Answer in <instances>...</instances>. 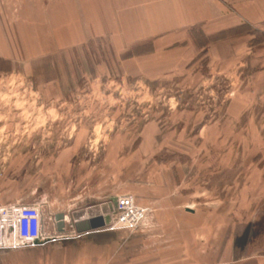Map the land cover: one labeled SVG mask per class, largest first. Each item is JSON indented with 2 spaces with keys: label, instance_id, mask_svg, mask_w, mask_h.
<instances>
[{
  "label": "rangeland",
  "instance_id": "rangeland-1",
  "mask_svg": "<svg viewBox=\"0 0 264 264\" xmlns=\"http://www.w3.org/2000/svg\"><path fill=\"white\" fill-rule=\"evenodd\" d=\"M82 50L71 59L75 67L65 57L45 59L35 72L0 68V188L30 198L40 179L45 197L38 204L68 218L89 208L101 212L100 205L105 212L124 194L150 208L149 219L156 210L161 216L164 196L182 199L172 202L174 217H159L162 227L147 222L137 231H104L127 239L146 230L150 240L137 243V253L156 247L165 255L160 264H199L191 250L176 248V236L193 228L181 225L176 213L183 206L213 217L223 237L224 216L245 229L264 200V77L256 84L251 73H215L204 56L188 67L174 58L164 66L155 58L122 65L107 37ZM159 239L168 242L163 250ZM215 253L224 264L220 249ZM73 256L49 249L39 259L70 264ZM20 258L26 257L1 256L0 264L33 261Z\"/></svg>",
  "mask_w": 264,
  "mask_h": 264
},
{
  "label": "crops",
  "instance_id": "crops-1",
  "mask_svg": "<svg viewBox=\"0 0 264 264\" xmlns=\"http://www.w3.org/2000/svg\"><path fill=\"white\" fill-rule=\"evenodd\" d=\"M102 37L108 38L113 55L122 65L155 58L164 66L174 58L176 66L188 67L204 56L215 73L230 78L251 73L247 78L256 84L264 77V0H0V68L33 67L35 72L39 65L45 66V59L66 61L65 57L67 65L75 67V53ZM162 183L167 185L168 181ZM41 184L38 179L32 185L30 198L10 195L0 188V208L38 204L45 197L41 196ZM260 187L264 193V180ZM69 197L73 199V195ZM163 198L158 209L174 217L172 202L184 200ZM151 201L154 199L149 198L147 205H153ZM39 206L44 221L37 244L19 249L1 247L0 257L31 256V264H40L39 258L47 250L58 249L67 258L74 255L70 264H160V257L165 256L156 247L137 253V243L150 240L146 230L122 239L96 229L79 237L73 232L68 234L72 237L69 240L52 242L61 236L55 222L46 218L56 214ZM183 207L184 213H176L181 225L193 228H186V235L182 233L178 239L176 236L177 250H191L199 264H218L216 249H220L224 264H264V200L245 229L233 228V219L224 216L223 237L217 236L215 223L210 224L213 217L192 206ZM156 211L147 221L148 228L162 227L159 217L163 215L158 217ZM6 236L12 237L13 231L8 229ZM159 241L163 243L159 250L166 248L167 240ZM183 256L176 257V263Z\"/></svg>",
  "mask_w": 264,
  "mask_h": 264
},
{
  "label": "built area",
  "instance_id": "built-area-1",
  "mask_svg": "<svg viewBox=\"0 0 264 264\" xmlns=\"http://www.w3.org/2000/svg\"><path fill=\"white\" fill-rule=\"evenodd\" d=\"M100 207L105 225L97 230L137 231L147 223L151 213L150 208L138 205L132 194L117 196L105 212L103 205ZM42 222L43 214L39 204H19L0 208V248L19 249L25 244L36 245L41 237ZM8 229L13 231L12 237L6 236ZM80 235L76 234L77 237ZM60 238L63 236L51 241L55 242Z\"/></svg>",
  "mask_w": 264,
  "mask_h": 264
},
{
  "label": "water",
  "instance_id": "water-1",
  "mask_svg": "<svg viewBox=\"0 0 264 264\" xmlns=\"http://www.w3.org/2000/svg\"><path fill=\"white\" fill-rule=\"evenodd\" d=\"M46 219L49 222H55L58 236H63L67 230L72 233L75 232L76 234H84L105 225V221L101 217V213L98 208H95L94 211H92L91 208L81 212L76 211L72 214V218H68L64 213H58L53 218L47 217Z\"/></svg>",
  "mask_w": 264,
  "mask_h": 264
}]
</instances>
